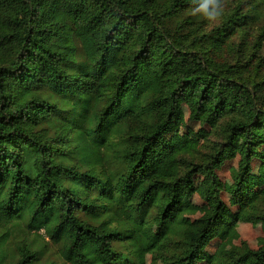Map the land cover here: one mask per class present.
I'll return each instance as SVG.
<instances>
[{
    "label": "trees",
    "instance_id": "1",
    "mask_svg": "<svg viewBox=\"0 0 264 264\" xmlns=\"http://www.w3.org/2000/svg\"><path fill=\"white\" fill-rule=\"evenodd\" d=\"M233 5L213 25L193 0H0V264H58L52 245L62 264H199L225 229L218 170L237 151L229 193L257 210L264 0ZM183 105L217 135L202 157L163 141ZM197 176L209 210L188 226ZM224 262L264 264V246Z\"/></svg>",
    "mask_w": 264,
    "mask_h": 264
},
{
    "label": "rangeland",
    "instance_id": "2",
    "mask_svg": "<svg viewBox=\"0 0 264 264\" xmlns=\"http://www.w3.org/2000/svg\"><path fill=\"white\" fill-rule=\"evenodd\" d=\"M234 1H250V0H225V11L222 16H227L229 12L234 8ZM253 1V0H252ZM213 23L216 25L222 20ZM264 25V20H261L260 27ZM210 29V28H208ZM256 28L252 31L251 36L254 37ZM235 38L234 42L239 43V39ZM253 39V38H252ZM190 111L186 105H183L178 112L177 118L164 137V143L167 145H174L180 152L188 153L193 150L201 152L199 157H202L204 153H207L206 148L208 139L211 141L217 138V135L212 134L211 127L207 125H201L198 122H192L189 119ZM241 143H238V149ZM261 158L256 159L252 165V173L247 179V185L249 194L252 201L257 205L255 212L242 210L233 200L229 190L238 181V163L240 161V155L235 152L229 157L220 170H218V176L221 186V198L225 204L224 217H225V229L222 234L214 240L205 251V258L199 264H226L224 258L233 249L240 247H248L253 250H257L264 246V146L259 148ZM205 179L203 176H197L195 178L196 193L190 200L188 209L189 213L185 215V223L190 226L192 223L208 212L209 206L205 203L200 193L205 188ZM259 215L261 220L257 223L246 222L247 217ZM44 235V232L40 233ZM145 235L152 238L156 235V227L152 225L145 231ZM21 234L16 236V240H20ZM22 239V238H21ZM31 240L32 237L27 238ZM46 241L48 239L46 238ZM56 246L50 247L51 257L58 263L62 264L54 255ZM8 262L11 260V254L8 253ZM147 264H163L160 260L156 259L152 255L146 257Z\"/></svg>",
    "mask_w": 264,
    "mask_h": 264
},
{
    "label": "clouds",
    "instance_id": "3",
    "mask_svg": "<svg viewBox=\"0 0 264 264\" xmlns=\"http://www.w3.org/2000/svg\"><path fill=\"white\" fill-rule=\"evenodd\" d=\"M193 15L202 16L209 24L218 22L225 11L224 0H193Z\"/></svg>",
    "mask_w": 264,
    "mask_h": 264
}]
</instances>
